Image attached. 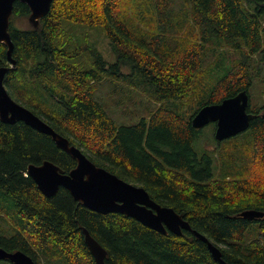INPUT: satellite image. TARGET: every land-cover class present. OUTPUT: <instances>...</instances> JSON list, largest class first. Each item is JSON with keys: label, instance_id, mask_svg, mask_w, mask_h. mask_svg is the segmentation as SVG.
<instances>
[{"label": "trees", "instance_id": "obj_1", "mask_svg": "<svg viewBox=\"0 0 264 264\" xmlns=\"http://www.w3.org/2000/svg\"><path fill=\"white\" fill-rule=\"evenodd\" d=\"M30 15L15 4L16 65L0 43L12 99L96 166L174 209L226 263L264 264V218L241 216L264 213V105L252 108L250 100L252 142L231 154L233 141L216 140L200 156L197 143L207 131L192 123L203 107L251 96L264 80V0H54L37 27H15V18ZM84 28L102 29L109 56L89 43ZM117 108L140 112L139 121L120 125ZM45 162L64 174L78 165L51 136L0 117L1 249L36 264H97L86 229L107 251L106 264H220L191 232L165 235L119 213L99 214L62 187L45 196L28 175ZM252 228L256 239H246Z\"/></svg>", "mask_w": 264, "mask_h": 264}, {"label": "water", "instance_id": "obj_2", "mask_svg": "<svg viewBox=\"0 0 264 264\" xmlns=\"http://www.w3.org/2000/svg\"><path fill=\"white\" fill-rule=\"evenodd\" d=\"M54 0H0V43L8 46V60L12 59L14 45L10 35L11 18L15 4L26 5L31 12L29 22L37 27L40 20L50 12ZM7 68L0 69V117L10 124L24 122L37 131L51 136L56 145L77 160V168L70 174H64L55 164L45 162L41 166L32 165L28 175L33 178L39 190L47 197H54L60 188L70 191L73 198L90 210L102 215L119 213L136 219L143 225L162 234L172 233L182 236L184 232L193 233L197 239L208 244L215 261L228 264L222 258L218 246L206 236L193 231L189 222L174 209L162 207L151 199L143 187L129 184L104 168L96 166L79 148L58 134L28 108L12 99L5 87ZM250 96L242 92L238 96L225 100L220 105L203 107L193 118V126L201 130L211 124L216 125L215 137L219 142L236 137L249 130L251 122L257 118L248 113ZM243 218L254 220L264 218V213L246 211ZM86 243L97 264H106L107 251L84 230ZM12 264H36L22 252L9 253L0 248V261Z\"/></svg>", "mask_w": 264, "mask_h": 264}, {"label": "rangeland", "instance_id": "obj_3", "mask_svg": "<svg viewBox=\"0 0 264 264\" xmlns=\"http://www.w3.org/2000/svg\"><path fill=\"white\" fill-rule=\"evenodd\" d=\"M178 1L179 0H177V2ZM14 25L17 28H22V27L27 28L31 25V23L29 22V18L24 19L22 21L15 18L14 19ZM82 33L88 34L91 37V39L89 41V43L91 45L97 46L103 54H105L107 56L110 55V47H109V44L104 37L105 35H104L101 28H84L82 30ZM82 61H83L84 67L89 66L88 62L83 57H82ZM262 70H263L262 76L264 77V65L262 66ZM108 84L110 86L111 83H108ZM109 86L107 84H105L102 87V89H100V90H104V91H100L99 98H102L103 94L104 95L107 94L106 90H108ZM143 98H145L146 101H148L147 107L150 110H153L155 105L153 103H151L149 101V99H147L146 97H143ZM250 100L252 102V108H256L257 106L264 105V80L263 79H259L256 82V86L254 83V86L251 90ZM108 102L111 104V99H108ZM132 108L136 109V106L133 105ZM116 111H118V112H117L115 118L120 125L131 126V125L136 124L140 119V112L133 111V109H132V111H130V109L123 110V109L117 108ZM148 113H149L148 110H146L144 112V114H148ZM215 128H216V125H214V124H211V125L203 128L204 130L207 131V133H206L205 137L202 138V140H200L197 143V151L199 152L200 156H202L204 153L208 152L207 147H210L211 152L215 149L216 143H217L216 137H215ZM229 140L233 141L227 148L228 152H230V154H231L233 149L236 147H238V148L245 147V146L248 147L249 144L252 142V137L250 135V131H246V132H244V133H242L236 137H233L231 139H228L226 141H229ZM215 165H216V162H214V166ZM257 232L258 231H255L254 228H252L250 231H248L246 233V239H256ZM3 261H0V262H3Z\"/></svg>", "mask_w": 264, "mask_h": 264}]
</instances>
